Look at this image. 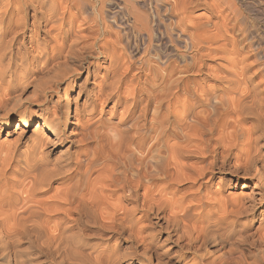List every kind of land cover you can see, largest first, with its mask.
<instances>
[{
	"label": "bare ground",
	"instance_id": "1",
	"mask_svg": "<svg viewBox=\"0 0 264 264\" xmlns=\"http://www.w3.org/2000/svg\"><path fill=\"white\" fill-rule=\"evenodd\" d=\"M114 1L118 4L0 0V129L17 118L16 144L35 123L30 143L24 144L25 167H19L29 183L27 197L19 199L30 205L18 214L8 210L10 225L0 226V264H145L150 258L156 264H189V258L190 264H264V46L259 25L254 31L247 18L241 20L243 45L235 40L227 45L226 25L209 28L204 13L192 16L203 7L211 18H219V2ZM111 6L116 9L110 13L106 9ZM73 21L88 27H73ZM5 24L10 37L26 34L30 47L39 36L47 40L54 25H59V39L53 37L49 50L36 45L23 71L28 58L21 55L16 65L7 48L10 41L3 45ZM138 40L143 54L137 70L150 84L148 103L137 112L126 102L117 140L91 133L104 145L90 157L79 154L85 140L78 139V132L68 133L69 127L83 131L97 105L113 101L114 110L121 103L112 80L123 82L132 65L119 45L136 54ZM216 54L223 56L213 68L203 58ZM101 70L111 91L93 87L80 103L85 85ZM64 136L70 140L62 152L66 161L61 153L52 165L46 146ZM57 180L65 183L53 189ZM212 184L217 191L210 192ZM240 185L246 195L232 199L225 194ZM38 197L45 199L37 202ZM133 246L135 251L128 252ZM228 252L238 255H221Z\"/></svg>",
	"mask_w": 264,
	"mask_h": 264
},
{
	"label": "rangeland",
	"instance_id": "2",
	"mask_svg": "<svg viewBox=\"0 0 264 264\" xmlns=\"http://www.w3.org/2000/svg\"><path fill=\"white\" fill-rule=\"evenodd\" d=\"M209 1H210V3L212 1H216V3L219 2L218 4H220V5H218V9H219V11H221V16H219V18L218 17L217 18H215V17L211 18L209 9L207 11H205V10H203L204 9L203 7H199L197 9H195L193 11L192 16L194 15L193 17H197L196 15H201L204 13L203 17L210 19L209 24H208L209 28L212 27L213 25H215V23L216 24L219 23L218 25H226L229 28L230 34L226 36L224 43H226L227 45H230L231 42L233 40H235V41H237V43L239 45H241V44L243 45L244 40H243V33L241 31L243 24H242L241 20L243 21V19L246 20V18H247V21L249 22V24L251 26L250 29L256 31L255 24L259 25L260 31H261L260 36L263 37L262 38V46H264V36H263L264 35V0H209ZM109 3H113L114 5L118 4L117 1H114V0H109ZM149 8L150 7L148 6V3H146V6L143 9L145 11L146 10L148 11ZM115 9H116L115 6H111V7H108L106 9V11H109L111 13V12L115 11ZM89 13L90 12H88L86 14H82V16H80L81 19H79V21L88 17ZM223 20L226 21V22L224 21L225 24H223L224 23ZM84 21H86V20H84ZM68 22H69V19L66 18L65 21L62 22L63 25L61 24V27L63 28V26H64V28H65L67 26ZM72 23H74L73 24L74 26L72 25L73 27L80 26L79 29H81V28L85 29L86 27H88L87 23H85V22L84 23H80V22L78 23V22L73 21ZM56 26L57 25H54L51 28L52 29L51 35H50L51 37L50 36L48 38L45 37L47 40H43V36H39L38 40L35 41L36 43L34 42L35 46L30 47V45H28V37L26 36V34L22 35L21 33H17L16 36L15 35L13 36L14 39H12L13 38L12 36L11 37L8 36L10 29H8L9 27L5 24L3 29H2V31H3L2 33L4 34L3 45L7 44L10 41L9 42L10 45L8 44V47L6 45H4V47L5 46L7 48L10 47L11 50L10 49L9 50L11 51L12 55L14 56V60H15V58H17L15 61L16 65H19L18 59L19 58L22 59L21 55L23 56V54H24L23 57L28 58L26 65L24 64L25 66L22 68L23 71L25 69L27 70L29 68L30 63H31L32 56L35 55V50H34L35 48L34 47H36V45L39 46V48H43L42 46L45 45L46 47H44V48L49 50L51 47L50 44H52L53 37L56 38V40L59 39V35H57V34L60 33V28H58L59 25H58V27H56ZM5 32H6V34H5ZM6 40L8 42H6ZM41 41H42V43H41ZM20 44H21V46H20ZM133 44H135V41H132L131 47H133ZM138 44H139V49H138L139 54L134 53L135 55L129 53L128 50L125 49L124 44L119 45L120 52L122 53V55H124L123 57H125L124 60H126L128 63H130L132 65V69L127 74L129 76L127 79H124L123 82H120L119 84L115 83L116 79L112 80L113 85L115 86V88H117V91L119 92V97L121 96L120 97L121 103L118 104L114 110H112L113 103H114L113 101L104 105L103 108H102L101 104L97 105L95 112L90 116L91 121L88 125V128L83 130V131H80L76 126H73L71 128L69 127L68 133L69 132H72V133L78 132L79 133L78 139L83 138L85 140V142L81 146L79 145L81 147L78 151L79 154H85V155H88L90 157L93 155L92 153L95 152L96 149H97V151H99L100 150L99 148H101V145H104V142H102L103 143L102 144V143L97 142L96 139L93 140L91 138L92 134L94 136H97L99 133H103L108 140H111V141L113 139L115 141L117 140V138H118L117 133H118V131H120L122 129H118L116 126L118 125L120 120H124V118H125V114H123L124 113L123 107H125V106H123V105L126 102H128L126 107H128L129 109H132V110L134 109L137 112H139L141 109H143L146 106V104L148 103L147 102L148 101L147 95L149 93L148 89H149L150 84L148 82H146L144 72H142V71L139 72L137 70L140 67V65L137 62L138 61L137 59L143 54L142 53L143 46H141L140 40H138ZM207 47L209 49H211L214 46L212 45V46H207ZM31 51L34 52V55H33V52H31ZM207 52H205L202 55L206 56ZM31 53H32V55H31ZM222 56H223V54H216L214 56L212 55L211 57H204L203 60H206V62L208 61L207 62L208 65H210V67L214 68L220 63ZM173 60H175V59H173ZM100 72H99V74H98L99 76H97V78L89 79L88 83L85 85L84 91L82 93V99H81L80 103H82V100L86 97L87 92H89L91 89H93V87L95 89H98V87H103V88L107 89V92L111 91L110 87H108L109 84H105L102 81V79L104 77V71L101 70ZM119 73L120 74L123 73V70L119 71ZM133 78H134V80H132ZM109 83H111V80ZM132 93H133V95H131ZM63 94H64V92H63V90H61L60 95H63ZM24 98L25 97H23L22 100H24ZM21 111H23V109H21L19 112H21ZM73 111L74 110L72 107V110L70 111V119L73 116ZM136 117H138L136 119V121L138 123L142 124L143 118L138 116L137 114H136ZM81 119H82V116H81ZM84 122H85V120H84ZM17 124H18V119L14 118V121L12 122L10 127H8V128L3 127L0 129V169H2V170H0L1 171L0 172V200H1L0 202L2 203V204L0 203V207H1L0 208V226L1 225L6 226L7 222H8L7 226L10 225V219L8 216V215H10V213H8V210H9V212H11L10 209H12V212L15 211L14 213L18 214V213L24 211L25 208L30 205V204H28V202H25V201L22 202V200L20 201L21 198L25 199L27 197L26 194H24V191H25L24 189H27L28 188L27 186H29L28 181L27 180L23 181L24 179L21 178V176H20L21 170L20 169L23 170L25 167V165L23 163L26 159V157H24V155H23V152L25 153V151H26L24 144L30 143L29 140L33 135L32 133H33V130L35 129V123L26 129L25 137L23 139H21L20 143L15 144L14 142H15V139L17 137V134L15 132V128H16ZM103 124L109 125L110 128L104 130ZM6 133H9V134L7 135ZM68 140L69 139L66 136H64V137L60 138V140H59L60 142H57V144H54L53 146H48L49 148L46 146V151L49 150V151H47L48 152L47 161L50 164H52V165L55 164L56 161L58 160L59 156L61 155V153L69 146L70 140L69 141ZM114 140H113V142H114ZM89 142H90V144H87ZM13 145H14V147H13ZM11 151L12 152L14 151L13 152L14 154L12 153L13 155L11 154ZM6 152H7V154L8 153H10V154L7 155ZM70 153H72V151ZM9 155L10 156L12 155L11 156L12 158L11 157L8 158ZM5 156H7V159H5V160H8V161H6L4 163V161H5L4 158H6ZM62 156L64 158L65 155H63V153H62ZM15 160H17L16 161L17 164H16ZM62 160L66 161V156ZM19 162H21V163H19ZM3 163L5 165H6V163H9L8 166H6L7 168L6 167L4 169L1 168V167L5 166ZM12 166H13V168H12ZM19 167H21V168L19 169ZM5 169H6V171H5ZM2 172H5V173H2ZM62 181L63 180H60V181L57 180V181L53 182L52 188L54 189L55 187L56 188L60 187V185H62V184L64 185L65 182L64 181L62 182ZM19 182H20V184H19ZM18 184H19V186H18ZM20 186H22V188ZM217 188L218 187L215 184H212V188H211L210 192L217 191L218 190ZM227 193H229V195L233 197V198L232 197L231 198L234 199V198H238L240 196L246 195V190H244L242 188V186L240 185V186L231 187L229 189H226L225 194L227 195ZM201 194L204 195V189L202 190ZM208 196H210V195H208ZM39 198L40 197L36 198V201ZM43 199H45V197L42 198L41 201ZM39 201L40 200H38L37 202H39ZM9 206L11 208H9ZM7 218H8V220L5 221ZM135 249H136V247L133 246V247H131V249L128 250V252H130V253L134 252ZM137 251L138 250H136V252ZM137 253L139 255V252H137ZM221 255L237 256L238 253L237 252H232V253L228 252V254L223 253ZM211 256H212V254H210L208 256L209 261L211 260ZM214 257H217V255L213 256V258ZM187 262L190 264V263H192V260L189 258L188 260H186V263ZM144 263L145 264H156V261H155V259L150 258V259L145 260Z\"/></svg>",
	"mask_w": 264,
	"mask_h": 264
}]
</instances>
